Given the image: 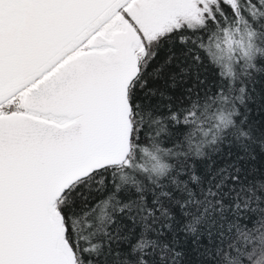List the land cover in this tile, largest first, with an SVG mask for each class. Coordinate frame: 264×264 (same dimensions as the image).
Returning a JSON list of instances; mask_svg holds the SVG:
<instances>
[{
    "label": "snow or ice",
    "instance_id": "snow-or-ice-1",
    "mask_svg": "<svg viewBox=\"0 0 264 264\" xmlns=\"http://www.w3.org/2000/svg\"><path fill=\"white\" fill-rule=\"evenodd\" d=\"M0 264H264V0H0Z\"/></svg>",
    "mask_w": 264,
    "mask_h": 264
}]
</instances>
